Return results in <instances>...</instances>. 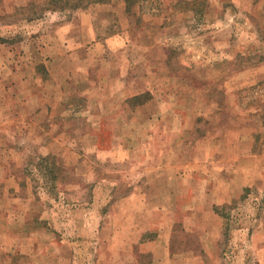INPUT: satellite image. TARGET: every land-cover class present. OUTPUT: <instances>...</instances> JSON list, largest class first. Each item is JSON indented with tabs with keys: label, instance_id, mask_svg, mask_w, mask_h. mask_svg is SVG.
Segmentation results:
<instances>
[{
	"label": "rangeland",
	"instance_id": "obj_1",
	"mask_svg": "<svg viewBox=\"0 0 264 264\" xmlns=\"http://www.w3.org/2000/svg\"><path fill=\"white\" fill-rule=\"evenodd\" d=\"M152 251L264 264V0H0V264Z\"/></svg>",
	"mask_w": 264,
	"mask_h": 264
},
{
	"label": "crops",
	"instance_id": "obj_2",
	"mask_svg": "<svg viewBox=\"0 0 264 264\" xmlns=\"http://www.w3.org/2000/svg\"><path fill=\"white\" fill-rule=\"evenodd\" d=\"M84 29H85V31H86V33L89 35V32L90 31H92L91 30V24H90V22H88V23H86V26L84 27ZM93 32V31H92ZM92 36H94V34H92ZM83 37V36H82ZM84 42H83V44L84 43H86V45L85 46H81L82 47V49H85V50H89V49H91L92 47H88V43L86 42V40H83ZM94 46H96V45H94ZM137 95H134L133 97H136ZM129 101V100H128ZM130 102V101H129ZM130 105V104H129ZM98 122V123H97ZM96 123L95 122H93L94 123V125L96 126V127H98V128H101V129H103V128H105V126H102V125H100L99 124V120L97 121ZM97 153H98V159H100V157H101V155L102 154H109L110 152L108 151V150H105L104 152H102V151H99V150H97ZM163 175V174H162ZM164 175L165 176H169V174H167V173H165L164 172ZM186 191L187 192H191L192 190H189V187H186ZM124 200H126L127 202H128V204H130L131 206H132V210H131V208H130V212H129V215H128V217L127 218H131L132 216H133V213L132 212H137V213H139L138 215H139V218H141L142 217V223H144V221H145V218H144V215L142 214V212H141V207H143L142 205L143 204H141L140 202H138L139 201V199H138V197L135 199V202H134V200H132V194L131 195H129L128 196V199H124ZM191 201V202H190ZM190 201L188 202L189 204H188V206H182V208H184V209H189V210H192V209H194L195 208V200L193 199V198H191L190 199ZM137 203H138V206H137V208L138 209H136V208H134V206H136L137 205ZM201 205V204H200ZM160 208H163V207H160ZM211 208V207H210ZM223 217V216H222ZM224 218V217H223ZM141 223V222H140ZM170 223H174V222H169L168 224H170ZM156 224H158L157 222H156ZM136 225H138L139 226V224H136ZM171 226L170 227H168V230H167V236H166V238H163V239H160L159 238V235H158V237H157V239L156 240H154V242H153V249H155V250H162V254H166V255H163L164 256V258H166V260H171V259H173L175 256L172 254V251H171V249H170V240H171V232L170 231H172V224H170ZM170 232V233H169ZM140 238H141V236H140ZM140 238H138V240H139V242H140ZM159 238V239H158ZM192 252H193V250H192ZM157 253L156 252H150V255L151 256H153L152 257V260H154V264H158V257H156L155 255H156ZM171 256V257H170ZM177 256H179V254L177 255Z\"/></svg>",
	"mask_w": 264,
	"mask_h": 264
},
{
	"label": "trees",
	"instance_id": "obj_3",
	"mask_svg": "<svg viewBox=\"0 0 264 264\" xmlns=\"http://www.w3.org/2000/svg\"><path fill=\"white\" fill-rule=\"evenodd\" d=\"M60 0H50V2H58ZM132 100H136V97H133Z\"/></svg>",
	"mask_w": 264,
	"mask_h": 264
}]
</instances>
